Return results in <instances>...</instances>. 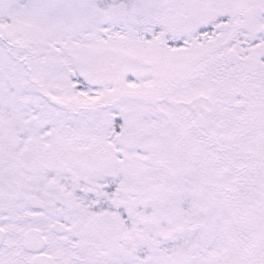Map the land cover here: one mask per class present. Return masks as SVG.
I'll use <instances>...</instances> for the list:
<instances>
[{
  "label": "snow or ice",
  "instance_id": "snow-or-ice-1",
  "mask_svg": "<svg viewBox=\"0 0 264 264\" xmlns=\"http://www.w3.org/2000/svg\"><path fill=\"white\" fill-rule=\"evenodd\" d=\"M0 264H264V0H0Z\"/></svg>",
  "mask_w": 264,
  "mask_h": 264
}]
</instances>
